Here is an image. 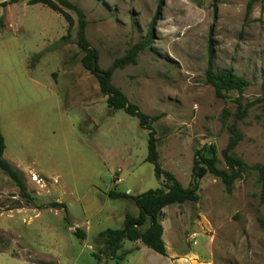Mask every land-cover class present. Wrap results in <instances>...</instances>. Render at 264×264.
<instances>
[{
  "label": "rangeland",
  "instance_id": "obj_1",
  "mask_svg": "<svg viewBox=\"0 0 264 264\" xmlns=\"http://www.w3.org/2000/svg\"><path fill=\"white\" fill-rule=\"evenodd\" d=\"M69 1L85 14L86 36L101 68L151 33L136 63L116 68L111 83L141 111L160 115L152 124L158 162L183 186L192 180V159L201 145L213 146L217 166L227 168L222 149L234 117L222 124L221 114L234 113L236 97L256 102L236 121L242 139L232 153L248 165L264 163V101H257L263 96L264 0H256L248 16V0H218L216 13L211 0H164L159 9L158 0ZM9 5L0 6V29L7 22L0 31L3 157L22 173L29 200L0 169V264H114L100 252L97 235L122 228L125 215H137L138 208L131 197L112 198L107 191L134 196L161 187L145 160L148 130L137 117L107 106L97 80L80 64L76 25L66 42L56 44L66 24L60 14L26 0ZM41 21L50 23V33ZM209 63L231 69L249 86L216 97L205 81ZM25 69L43 86H34ZM27 111L45 114L36 132L22 118ZM197 193L196 202L170 204L163 214L180 213L176 224L185 247L196 240L202 251L208 243L212 264H264V202L256 171H243L230 193L219 177L206 173ZM55 201L65 209L48 206ZM132 242L123 240L122 249ZM122 264L145 260L129 251Z\"/></svg>",
  "mask_w": 264,
  "mask_h": 264
},
{
  "label": "trees",
  "instance_id": "obj_2",
  "mask_svg": "<svg viewBox=\"0 0 264 264\" xmlns=\"http://www.w3.org/2000/svg\"><path fill=\"white\" fill-rule=\"evenodd\" d=\"M19 0H3L0 6L5 7L8 4L16 3ZM27 4L41 3L49 7L54 12L60 14L67 22V34L60 37L58 43L66 42L70 36V31L76 25L74 43L79 48L81 53L80 64L97 80L100 92L106 97L107 106L111 110H124L127 114L137 117L139 126L148 130L147 156L145 160L151 162L154 166V173L161 182V187L150 189L141 194L130 196L126 192L108 190L107 193L112 198L131 197L138 208L137 215L126 214L122 228H106L98 233L97 238L102 245L100 252L108 255L114 260V264H120L124 256L130 250H121L122 241H140L145 246L154 251L165 255L166 249L162 238L163 227L161 220L163 219V208L167 205L177 203L182 204L187 201L196 202L199 199L198 189L199 180L206 173L219 177L223 182L225 189L230 193L233 182L242 175L246 169L256 171V182L260 186V200L264 202V163L257 162L253 165L246 164L242 159L236 157L232 150L237 146L242 139V133L236 125L237 120H241L247 113L249 106L256 101L243 102L241 97H236V110L234 113H229L226 109L221 114L222 124L226 123L228 116L232 115L234 121L228 125L230 132L229 140L222 149V155L226 165V169L217 166L218 159L214 154V147L206 148L201 145L195 150L191 175L192 180L187 186H183L176 176L161 167L158 162L157 137L152 126L160 115H148L141 111L139 106L127 98V96L111 83V77L116 68H123L127 64H135L137 55L150 44L151 33L142 40L135 42L127 52L118 58H115L112 64L107 68H101L98 63V51L91 46L86 36L87 21L85 14L81 8L69 0H26ZM256 0H248L246 3V15L251 12L253 4ZM164 0H158V9L163 4ZM218 0H211L214 13H216ZM73 11L76 14V21L73 16L67 11ZM39 53L35 55L38 58ZM73 59L70 57L69 61ZM205 81L212 86L214 94L218 98H224L225 93L230 90H235L241 93L250 84V81L244 77L237 76L231 69L215 70L211 63L208 64L205 71ZM263 96L259 100L264 101V79L261 83ZM5 142L0 131V169L11 178L19 189L20 195L29 200V195L26 191V185L22 173L14 167L9 161L3 157ZM211 153L210 157H206V153ZM49 207H61L65 209L62 202H50ZM77 236L82 237L83 232L75 231Z\"/></svg>",
  "mask_w": 264,
  "mask_h": 264
},
{
  "label": "crops",
  "instance_id": "obj_3",
  "mask_svg": "<svg viewBox=\"0 0 264 264\" xmlns=\"http://www.w3.org/2000/svg\"><path fill=\"white\" fill-rule=\"evenodd\" d=\"M13 4H15V3H13ZM36 4L45 6L41 3H35L34 5H36ZM11 5H9V6H11ZM9 6H7V8ZM45 7H47V6H45ZM41 23L44 26H46V27H44V30L47 31V33H50V31L52 30L50 23L49 22L47 23L46 21H41ZM6 24H7V22L5 21V26H3V28L6 27ZM3 28H1L0 31ZM66 34H67V22L64 25L62 32L59 33L60 36H58V39L64 35H66ZM23 75L26 78H28L31 82H33L34 86H36V87L43 86V84L41 82H39L38 80H36V78L32 74H30L27 69L24 70ZM9 100L12 101L13 99L9 98ZM113 111H115V110H113ZM43 117H45V114L42 111L40 113H37L35 111H27L22 116V118H25V119L31 121L29 124L34 129V132H36V130H37L36 128L39 126L37 120H41ZM0 131H1V134L3 135L1 127H0ZM3 138H4V142H5L4 135H3ZM5 149H6V147H5ZM5 149H4V151H5ZM3 154H4V152H3ZM6 160L9 161L11 164L13 163L12 161H10L8 159H6ZM14 167H17V166H14ZM175 205L178 206L179 204L176 203ZM167 206H165L163 208L164 214H166V211L168 208ZM18 209H21V208H18ZM171 214H172V218L166 217V219L163 218L161 220V224L163 227L162 238H163V241L165 244V249H166L165 255H162V254L154 251L153 249L145 246L140 241H133L132 245L125 250L136 251L138 253V258H143L145 260V264H212V260H211L212 250L210 248V245L208 243H205V249L201 251L200 246H198L200 244V242L194 240V241H192V244L188 245V247H185L184 243L179 239V236H178L179 229H178L177 224H176V221H177L176 217L180 213H178V212L175 213L172 210ZM166 220H169L167 222L169 224H167L166 222L164 223V221H166ZM83 235H84V233H83ZM165 238H168V241H169L168 243L165 241ZM122 244H123V241H122ZM122 247H123V245H122ZM121 250H124V249L121 248ZM122 262H123V260L120 262V264H122Z\"/></svg>",
  "mask_w": 264,
  "mask_h": 264
},
{
  "label": "built area",
  "instance_id": "obj_4",
  "mask_svg": "<svg viewBox=\"0 0 264 264\" xmlns=\"http://www.w3.org/2000/svg\"><path fill=\"white\" fill-rule=\"evenodd\" d=\"M38 176L35 174V173H33V172H31V179H32V181H36V182H39L40 180L39 179H41L40 177L39 178H37ZM117 180V182H121L122 181V179L121 178H117L116 179ZM196 235V233H193L192 234V236H195Z\"/></svg>",
  "mask_w": 264,
  "mask_h": 264
},
{
  "label": "water",
  "instance_id": "obj_5",
  "mask_svg": "<svg viewBox=\"0 0 264 264\" xmlns=\"http://www.w3.org/2000/svg\"><path fill=\"white\" fill-rule=\"evenodd\" d=\"M211 156V153H206V157H210Z\"/></svg>",
  "mask_w": 264,
  "mask_h": 264
}]
</instances>
